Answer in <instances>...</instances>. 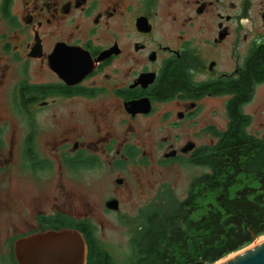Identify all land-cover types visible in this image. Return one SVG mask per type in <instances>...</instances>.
<instances>
[{
	"label": "flooded vegetation",
	"instance_id": "1",
	"mask_svg": "<svg viewBox=\"0 0 264 264\" xmlns=\"http://www.w3.org/2000/svg\"><path fill=\"white\" fill-rule=\"evenodd\" d=\"M234 121L264 139V0H0V264L104 245Z\"/></svg>",
	"mask_w": 264,
	"mask_h": 264
},
{
	"label": "trees",
	"instance_id": "2",
	"mask_svg": "<svg viewBox=\"0 0 264 264\" xmlns=\"http://www.w3.org/2000/svg\"><path fill=\"white\" fill-rule=\"evenodd\" d=\"M234 123L183 199L170 192L140 211L123 261L93 242L86 264H212L264 234V139Z\"/></svg>",
	"mask_w": 264,
	"mask_h": 264
},
{
	"label": "water",
	"instance_id": "3",
	"mask_svg": "<svg viewBox=\"0 0 264 264\" xmlns=\"http://www.w3.org/2000/svg\"><path fill=\"white\" fill-rule=\"evenodd\" d=\"M110 204L115 208V202ZM243 248L215 264H264V236ZM16 257L21 264H86L87 246L76 230L50 231L18 243Z\"/></svg>",
	"mask_w": 264,
	"mask_h": 264
},
{
	"label": "rangeland",
	"instance_id": "4",
	"mask_svg": "<svg viewBox=\"0 0 264 264\" xmlns=\"http://www.w3.org/2000/svg\"><path fill=\"white\" fill-rule=\"evenodd\" d=\"M208 171H209V168L205 166L196 168L190 165H183L176 169H172L169 174V184L171 188V191H170L171 194L177 199H183L187 195L190 184L195 179V177L198 176L199 174L203 175L205 172H208ZM152 199L153 198L150 196L143 197L141 195L140 197L136 198L137 200L136 206L140 208L141 210L145 208L147 209L148 204ZM159 205L161 207V204ZM139 213H140L139 211L134 210L133 214L128 219L121 221L118 227L105 231L106 242L104 246L106 250L114 258V260L117 262L123 261L127 257V255L130 253L129 238L133 235L134 231L139 227V221H140V217H138ZM261 236H264V234L259 235L258 237H261ZM236 252L230 253L227 256L221 258L220 260L212 264L223 261L224 259L230 257Z\"/></svg>",
	"mask_w": 264,
	"mask_h": 264
}]
</instances>
